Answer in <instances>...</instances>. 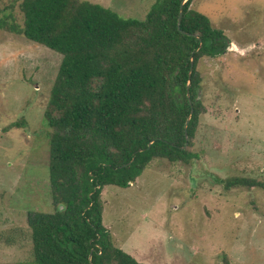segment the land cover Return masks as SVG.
Wrapping results in <instances>:
<instances>
[{
    "label": "rangeland",
    "instance_id": "374dc122",
    "mask_svg": "<svg viewBox=\"0 0 264 264\" xmlns=\"http://www.w3.org/2000/svg\"><path fill=\"white\" fill-rule=\"evenodd\" d=\"M142 19L155 0H87ZM10 4L13 7H10ZM230 40L204 57L187 163L154 158L135 181L101 191L113 243L146 264H264V0H192ZM22 24L13 0L0 20ZM232 46V47H231ZM61 54L0 27V264H33L27 212H53L43 112Z\"/></svg>",
    "mask_w": 264,
    "mask_h": 264
},
{
    "label": "trees",
    "instance_id": "16d2710c",
    "mask_svg": "<svg viewBox=\"0 0 264 264\" xmlns=\"http://www.w3.org/2000/svg\"><path fill=\"white\" fill-rule=\"evenodd\" d=\"M13 2L22 24L10 14L0 27L61 54L43 112L54 211L27 212L32 263L146 264L113 243L101 191L129 186L154 158L195 157L205 112L198 64L226 52L230 40L192 0H155L142 19L87 0ZM221 183L264 189L249 177Z\"/></svg>",
    "mask_w": 264,
    "mask_h": 264
},
{
    "label": "water",
    "instance_id": "95a60500",
    "mask_svg": "<svg viewBox=\"0 0 264 264\" xmlns=\"http://www.w3.org/2000/svg\"><path fill=\"white\" fill-rule=\"evenodd\" d=\"M183 2H184V0H183ZM183 2H182V3H183ZM181 13H182V11H181V7H180V12H179V17H178V28H179V30H181V29H180ZM191 69H192V66H191V68H190V71H191ZM189 118H190V117H188V119H187L186 122H185V129H186V126H187V124H188ZM185 136H187L186 133H185ZM186 146H187V143H185V145L183 146V148H185Z\"/></svg>",
    "mask_w": 264,
    "mask_h": 264
},
{
    "label": "bare ground",
    "instance_id": "6f19581e",
    "mask_svg": "<svg viewBox=\"0 0 264 264\" xmlns=\"http://www.w3.org/2000/svg\"><path fill=\"white\" fill-rule=\"evenodd\" d=\"M232 47V46H231Z\"/></svg>",
    "mask_w": 264,
    "mask_h": 264
}]
</instances>
